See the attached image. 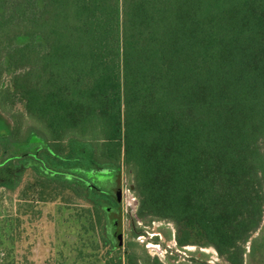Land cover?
<instances>
[{
  "label": "trees",
  "instance_id": "obj_1",
  "mask_svg": "<svg viewBox=\"0 0 264 264\" xmlns=\"http://www.w3.org/2000/svg\"><path fill=\"white\" fill-rule=\"evenodd\" d=\"M35 6L0 0V108L17 99L40 126L31 152L8 155L21 138L14 120L0 136V167L32 169L36 202L85 196L99 226L101 213L120 212L119 198L88 172L118 182L124 169L135 221L171 222L178 247H210L224 264H245L259 232L264 260V0ZM17 10L21 19L8 14ZM21 35L41 42L17 46ZM120 245L102 264H164L133 241L122 257Z\"/></svg>",
  "mask_w": 264,
  "mask_h": 264
},
{
  "label": "rangeland",
  "instance_id": "obj_2",
  "mask_svg": "<svg viewBox=\"0 0 264 264\" xmlns=\"http://www.w3.org/2000/svg\"><path fill=\"white\" fill-rule=\"evenodd\" d=\"M35 1L37 12L43 0ZM12 13L20 16L19 19L23 15L21 10L8 14ZM31 40L41 42L37 37L21 35L15 38L14 44L22 46ZM40 48L45 51L43 44ZM11 75V72L3 74V85L9 83ZM3 108H0V136L9 134L15 119L20 120L22 127L20 141L8 145L7 154L31 152L27 146L39 141L40 126L27 117L17 99L7 100ZM67 147L74 152L83 151L74 142H68ZM34 174L29 168L17 173L12 164L0 167V264H102L111 243H121L117 250L123 257L127 241L135 242L138 251L143 249L164 264H224L210 247H178L171 222L135 221L137 199L124 169L118 182L103 168L88 172L98 186L109 189L119 198L120 212L101 213L100 226L95 222L93 203L85 196L75 197L71 190L61 192L55 199L36 202L40 189L28 187ZM259 235L255 233L246 244L248 251L251 241L256 239L258 251L252 257L245 255V264H264Z\"/></svg>",
  "mask_w": 264,
  "mask_h": 264
},
{
  "label": "water",
  "instance_id": "obj_3",
  "mask_svg": "<svg viewBox=\"0 0 264 264\" xmlns=\"http://www.w3.org/2000/svg\"><path fill=\"white\" fill-rule=\"evenodd\" d=\"M119 193V189L117 190V194Z\"/></svg>",
  "mask_w": 264,
  "mask_h": 264
}]
</instances>
